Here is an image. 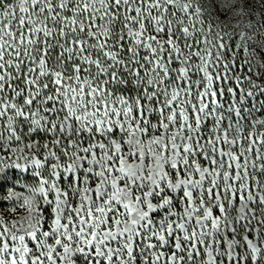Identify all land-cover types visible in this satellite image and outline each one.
I'll return each instance as SVG.
<instances>
[{"label":"rangeland","instance_id":"374dc122","mask_svg":"<svg viewBox=\"0 0 264 264\" xmlns=\"http://www.w3.org/2000/svg\"><path fill=\"white\" fill-rule=\"evenodd\" d=\"M18 1L0 13V264H264V0H167V31L129 26L130 52L65 44L70 76ZM133 51L149 67L121 90Z\"/></svg>","mask_w":264,"mask_h":264},{"label":"trees","instance_id":"16d2710c","mask_svg":"<svg viewBox=\"0 0 264 264\" xmlns=\"http://www.w3.org/2000/svg\"><path fill=\"white\" fill-rule=\"evenodd\" d=\"M159 1L21 0L18 3L25 6L27 13L24 25L26 28L31 25L26 31L36 33V37L42 40L41 44H45L40 50L45 55L46 70L53 74L70 76L75 73L76 65L69 62L64 45L72 40L87 39L89 36L109 38L112 44H118L122 48L118 51L121 54L122 50L130 52L131 49L125 40L130 38V34L127 32L129 26L136 23V25L151 29L153 26H158L160 22L167 31V0ZM5 5L6 0H0V13ZM94 28H102L101 33L96 34ZM13 33L15 30L12 31V35ZM256 46L264 51V40L258 42ZM91 60H93L92 57ZM119 60L120 64L114 66L117 68L114 71L122 73L123 77L120 78L121 82L116 87L121 90L132 89L135 91L139 84L135 85L132 74L135 75L147 69L150 60L140 56L137 51H133L127 57H120ZM260 63L264 65V58ZM254 65L252 64V67L247 65V68L253 70ZM79 68L96 70L95 66L85 67L82 65ZM141 93H143L142 90ZM134 96L132 103L139 107L145 101H149V98H145L143 94L140 95V91Z\"/></svg>","mask_w":264,"mask_h":264}]
</instances>
